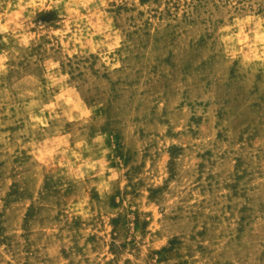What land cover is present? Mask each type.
<instances>
[{
    "label": "rangeland",
    "instance_id": "obj_1",
    "mask_svg": "<svg viewBox=\"0 0 264 264\" xmlns=\"http://www.w3.org/2000/svg\"><path fill=\"white\" fill-rule=\"evenodd\" d=\"M0 25V264H264V0Z\"/></svg>",
    "mask_w": 264,
    "mask_h": 264
},
{
    "label": "clouds",
    "instance_id": "obj_2",
    "mask_svg": "<svg viewBox=\"0 0 264 264\" xmlns=\"http://www.w3.org/2000/svg\"><path fill=\"white\" fill-rule=\"evenodd\" d=\"M31 6L32 5H24L23 7H21V5L17 4V5H15V8L19 9V11H14L11 15L13 17H18L20 15V12H22L24 8L31 7ZM65 7L68 8L74 14V10H75L76 5H66ZM20 26H21L20 24L16 25L17 28H19ZM0 28H2L4 31H7V27L4 25H0ZM240 43H243V40H241Z\"/></svg>",
    "mask_w": 264,
    "mask_h": 264
}]
</instances>
